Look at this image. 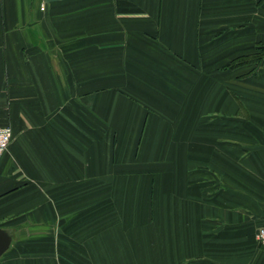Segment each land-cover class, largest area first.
<instances>
[{
  "label": "crops",
  "instance_id": "0c3cea01",
  "mask_svg": "<svg viewBox=\"0 0 264 264\" xmlns=\"http://www.w3.org/2000/svg\"><path fill=\"white\" fill-rule=\"evenodd\" d=\"M3 126L0 264H264V0H0Z\"/></svg>",
  "mask_w": 264,
  "mask_h": 264
},
{
  "label": "built area",
  "instance_id": "2783aa9c",
  "mask_svg": "<svg viewBox=\"0 0 264 264\" xmlns=\"http://www.w3.org/2000/svg\"><path fill=\"white\" fill-rule=\"evenodd\" d=\"M40 9H44V4L40 5ZM12 138V131L9 126L0 127V158L6 151ZM255 238L260 247L264 250V225L260 226L255 234Z\"/></svg>",
  "mask_w": 264,
  "mask_h": 264
},
{
  "label": "water",
  "instance_id": "95a60500",
  "mask_svg": "<svg viewBox=\"0 0 264 264\" xmlns=\"http://www.w3.org/2000/svg\"><path fill=\"white\" fill-rule=\"evenodd\" d=\"M11 243V236L9 233L0 227V257L8 249Z\"/></svg>",
  "mask_w": 264,
  "mask_h": 264
},
{
  "label": "trees",
  "instance_id": "16d2710c",
  "mask_svg": "<svg viewBox=\"0 0 264 264\" xmlns=\"http://www.w3.org/2000/svg\"><path fill=\"white\" fill-rule=\"evenodd\" d=\"M245 60V59H244ZM242 61L243 60H241V59H239V60H237V61H235V62H233V63H231V64H228V65H226L225 67H234V66H236V65H239V64H241L242 63ZM264 225V224H263ZM263 225H261V226H263ZM260 227V226H259ZM258 227V228H259ZM257 228V229H258ZM257 231V230H256ZM256 243H257V241H256ZM258 244V243H257ZM258 246L260 247V245L258 244ZM261 248V247H260Z\"/></svg>",
  "mask_w": 264,
  "mask_h": 264
}]
</instances>
